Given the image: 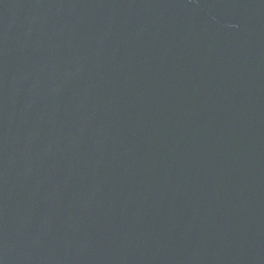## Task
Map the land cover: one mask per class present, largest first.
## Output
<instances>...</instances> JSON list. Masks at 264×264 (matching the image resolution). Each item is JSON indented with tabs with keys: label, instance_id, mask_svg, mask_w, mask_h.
I'll return each mask as SVG.
<instances>
[{
	"label": "water",
	"instance_id": "obj_1",
	"mask_svg": "<svg viewBox=\"0 0 264 264\" xmlns=\"http://www.w3.org/2000/svg\"><path fill=\"white\" fill-rule=\"evenodd\" d=\"M0 264H264V0H0Z\"/></svg>",
	"mask_w": 264,
	"mask_h": 264
}]
</instances>
